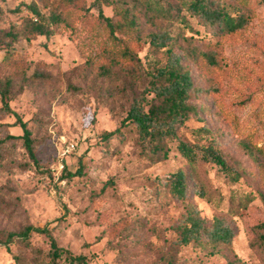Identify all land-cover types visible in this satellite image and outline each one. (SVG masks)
<instances>
[{
	"label": "rangeland",
	"instance_id": "1",
	"mask_svg": "<svg viewBox=\"0 0 264 264\" xmlns=\"http://www.w3.org/2000/svg\"><path fill=\"white\" fill-rule=\"evenodd\" d=\"M43 1L0 0V29L15 25L21 31L24 18L33 15L27 6L32 2L48 14ZM182 1L79 0L66 7L79 11L73 16L75 30L20 38L7 61H2L6 51H0V87L8 85L12 99L7 111L0 94V140L23 133L14 125L20 117L28 122L39 159L38 164L30 159L20 139L2 143L0 237L28 221L40 226L53 221L58 243L85 254L91 264H168L169 259L172 264H264V0H250L247 27L222 35L203 26ZM219 1L238 13L239 0ZM117 7L138 21L135 68L115 60L96 25L100 9L120 19ZM157 32L172 37L166 46L152 44ZM208 50L216 53L217 66L187 56ZM171 53L183 57L196 86L204 89L195 98L198 116L179 128V136L215 142L240 176L214 163L190 165L175 139L165 141L166 155L152 153L134 123L121 126L133 94L153 80ZM132 70L142 78L132 79ZM203 125L207 129L196 133ZM72 143L74 150L65 154ZM80 157L83 174L63 176L60 162L76 171ZM178 169L187 173L184 201L160 181ZM191 206L207 224L224 218L236 233L232 244H178L181 217ZM31 246L17 242L9 251L0 245V264L13 263L18 253L31 258L47 251L48 238L34 233Z\"/></svg>",
	"mask_w": 264,
	"mask_h": 264
},
{
	"label": "trees",
	"instance_id": "2",
	"mask_svg": "<svg viewBox=\"0 0 264 264\" xmlns=\"http://www.w3.org/2000/svg\"><path fill=\"white\" fill-rule=\"evenodd\" d=\"M43 7L49 8V13H43L37 2L27 4L32 16H27L23 21V29L17 30L15 25H10L8 29H0V51H6L2 61L11 58L10 46L20 38L33 39L40 35L50 36L57 30H75L73 16L79 13L77 7L66 8L71 4H76L79 0H44ZM240 6L236 9L238 13L230 12L219 0H183L181 6L195 16L198 21L209 29L215 35L225 33L236 34L248 26L250 21V0H239ZM87 10H90L87 8ZM171 11H168L170 14ZM115 15L120 16L116 20L113 16H107L100 9L97 15V28L106 36V49L114 55L116 61H129L135 68L136 53L135 46L138 38L136 36L139 27L136 16L129 10L117 7ZM171 36L165 32H157L153 35L151 42L156 47H164L171 40ZM188 58L194 60L199 65L197 58L202 57L208 65L217 66L218 60L216 53L212 50L203 51L195 54L188 53ZM102 70L108 71L109 67L102 64ZM131 77L134 80L142 78L139 71L132 70ZM153 80L145 88L133 94L130 106L126 116L122 119L121 126L132 122L136 125L139 138L142 143L152 153L163 152L167 154L165 141L175 139L177 141V150L180 155L186 159L190 165H196L199 162L214 163L221 169L228 172H235L240 176L238 169L229 165L224 153L217 147L215 142L207 145L199 142L188 141L181 138L178 130L190 120L193 116H198L199 103L195 98L200 96L204 89L196 86L191 71L186 67L183 57L177 53H171L166 63L159 67L153 73ZM0 94L3 106L7 111H12L10 101L11 94L8 85L0 87ZM152 94L150 97L149 95ZM22 128L20 135L8 134L2 141L9 139L22 140L30 159L36 164L39 159L35 152L34 137L28 126L27 121L20 117L14 123ZM207 129L205 125L195 130L201 133ZM109 131L106 136H113L116 131ZM244 147L250 152H254L253 146L244 141ZM260 152L261 149L259 148ZM83 157L78 160L76 171H71L64 165V175L74 177L82 175L84 169ZM62 170V172L64 171ZM169 188L170 192L181 201L188 199L189 185L187 182V173L184 169H178L170 175L160 180ZM200 196H204L200 193ZM18 204V203H16ZM59 221V219H56ZM61 220V219H60ZM201 216L200 210L195 207H189L180 220V238L178 244L188 245L196 243L203 245L206 243L222 244L230 246L236 235L233 227L224 219L216 217L211 224ZM53 221L44 226L34 224L30 221L23 225L17 231H9L6 235L0 237V245L6 246L11 251V245L17 242L31 246V237L34 233L44 235L48 238L49 248L47 251L38 250L37 256L26 258L22 253L14 255V262L11 264H91L85 254H74L69 248L61 246L55 236ZM168 260V264H172Z\"/></svg>",
	"mask_w": 264,
	"mask_h": 264
},
{
	"label": "built area",
	"instance_id": "3",
	"mask_svg": "<svg viewBox=\"0 0 264 264\" xmlns=\"http://www.w3.org/2000/svg\"><path fill=\"white\" fill-rule=\"evenodd\" d=\"M75 148V145L72 143V144H69L66 146L65 150H64V153L65 154H68L70 152H72ZM64 169V163L63 161L60 162V172Z\"/></svg>",
	"mask_w": 264,
	"mask_h": 264
}]
</instances>
